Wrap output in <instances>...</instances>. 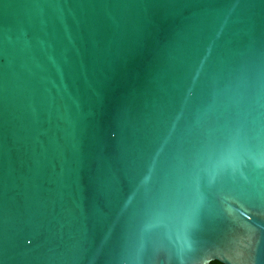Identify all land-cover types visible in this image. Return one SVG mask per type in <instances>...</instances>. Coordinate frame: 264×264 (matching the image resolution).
<instances>
[{
	"label": "water",
	"instance_id": "95a60500",
	"mask_svg": "<svg viewBox=\"0 0 264 264\" xmlns=\"http://www.w3.org/2000/svg\"><path fill=\"white\" fill-rule=\"evenodd\" d=\"M264 264V0H0V264Z\"/></svg>",
	"mask_w": 264,
	"mask_h": 264
},
{
	"label": "trees",
	"instance_id": "16d2710c",
	"mask_svg": "<svg viewBox=\"0 0 264 264\" xmlns=\"http://www.w3.org/2000/svg\"><path fill=\"white\" fill-rule=\"evenodd\" d=\"M207 264H223L217 260H210Z\"/></svg>",
	"mask_w": 264,
	"mask_h": 264
}]
</instances>
